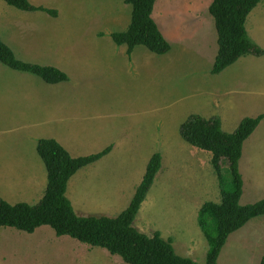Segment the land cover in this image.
I'll return each instance as SVG.
<instances>
[{
    "label": "rangeland",
    "instance_id": "rangeland-1",
    "mask_svg": "<svg viewBox=\"0 0 264 264\" xmlns=\"http://www.w3.org/2000/svg\"><path fill=\"white\" fill-rule=\"evenodd\" d=\"M29 1L57 15L23 11L0 0V38L18 59L57 67L69 80L48 84L0 62V196L9 203L38 201L45 186L36 193V183L47 181L36 151L39 139H55L72 156L113 144L108 154L71 181H76V198H86L78 215L115 217L128 206L150 157L158 152L161 168L133 225L148 236L161 230L177 254H199L193 259L204 264L208 245L200 227L199 234L186 233L193 221L188 207L202 186L198 171L209 175L215 188L219 182L208 157L192 156L193 149H200L187 144L179 128L191 114L224 112L222 129L233 132L245 116L264 113V55L242 56L221 73H211L218 49L208 11L212 0H156L153 18L161 32L169 34L171 45L164 55L143 45L128 55L126 45L113 42L111 33L126 30L131 20V5L123 0ZM172 20L179 24L173 27ZM246 28L264 48V0L248 15ZM248 139L251 185L263 188L264 118ZM178 167L180 172L174 174ZM222 170L230 190L224 159ZM220 196L216 190L206 199L219 201ZM252 222L255 219L229 235L217 264H259L261 254L257 256L252 240L257 225ZM0 264L127 263L105 248L57 236L44 225L33 233L0 227Z\"/></svg>",
    "mask_w": 264,
    "mask_h": 264
},
{
    "label": "trees",
    "instance_id": "trees-1",
    "mask_svg": "<svg viewBox=\"0 0 264 264\" xmlns=\"http://www.w3.org/2000/svg\"><path fill=\"white\" fill-rule=\"evenodd\" d=\"M23 11H44L56 16L57 11L35 6L29 0H3ZM131 5V20L126 30L111 33L116 45H126L130 55L138 45L164 55L170 43L152 17L156 0H123ZM261 0H212L208 11L213 17L218 49L211 69L219 74L242 56H262L264 49L256 44L246 29V20ZM0 62L17 71L31 73L48 84L68 80V75L54 66L28 63L18 59L13 50L0 38ZM264 114L245 117L233 132L222 129L219 116L205 118L189 115L180 125L181 138L188 144L212 154L211 164L217 175L221 199L206 201L198 211V225L208 243L204 264H217L220 252L228 237L244 227L251 219L264 215V198L251 204H240L242 177L239 160L244 141L254 132ZM105 149L73 157L58 141L39 139L36 151L42 159L47 184L44 194L36 204L19 202L10 204L0 196V227H12L27 233L50 226L57 236H70L82 243L105 248L118 255L127 264H200L190 257L176 253L171 238L164 239L159 231L148 236L133 225L142 203L149 193L161 168L160 153H154L146 166L128 206L115 217L78 215L66 195L71 177L111 151ZM227 163L232 189H226L222 160ZM259 264H264V254Z\"/></svg>",
    "mask_w": 264,
    "mask_h": 264
},
{
    "label": "crops",
    "instance_id": "crops-1",
    "mask_svg": "<svg viewBox=\"0 0 264 264\" xmlns=\"http://www.w3.org/2000/svg\"><path fill=\"white\" fill-rule=\"evenodd\" d=\"M261 2V1H260ZM36 6V5H35ZM152 17H153V13H152ZM154 19V18H153ZM155 22L157 23V25H158V27H159V29H160V26H161V24L157 21V20H155ZM171 24L173 25V27H176L178 24H179V22L177 21V20H172V22H171ZM247 29V28H246ZM161 31V30H160ZM164 36H165V38L166 39H168L169 37V34L167 35V34H165V32L163 31V33H162ZM249 34V33H248ZM250 36V35H249ZM251 38V37H250ZM252 39V38H251ZM167 41H169V39L167 40ZM264 49V48H263ZM126 52H127V50H126ZM167 54V53H166ZM256 57V56H255ZM259 57V56H258ZM260 57H262V56H260ZM68 80H69V78H68ZM260 114H264V113H259V114H257V115H260ZM200 115V114H199ZM219 116L220 117V119H221V126H222V128L224 129V126H225V124H226V121H227V116H226V114L223 112V113H216V114H211V115H201V116H203V117H205V118H209V117H212V116ZM257 115H255V116H257ZM255 116H251V117H255ZM246 117V116H245ZM242 120V119H241ZM241 122V121H240ZM248 139V138H247ZM247 139L244 141V143H243V146H242V154H241V157H240V160H239V164H238V167H239V172H240V174H241V177H242V182H243V186H242V195H241V198H240V204H242V205H246V204H251V203H254V202H256V201H259V200H261V199H263L264 197V193H263V195L261 196V191H264V183H260L261 185H263V188H261V186H259L258 184H255V187L253 186V184L251 185V180H250V178H251V176H252V174H251V169H249L248 168V166L250 165V163H251V161H249L250 160V157H249V152H248V149H247V145H248V142H247ZM250 139V138H249ZM249 139H248V141H249ZM38 142V141H37ZM187 143V142H186ZM188 144V143H187ZM37 145V144H36ZM110 145H112V147H113V144H110ZM110 145H108V146H110ZM190 145V144H189ZM108 146H106V147H108ZM190 146H192V145H190ZM64 147V146H63ZM105 147V148H106ZM194 147V146H193ZM65 148V147H64ZM105 148H103V149H105ZM197 148V147H196ZM66 149V148H65ZM102 149V150H103ZM198 149V148H197ZM201 150V149H200ZM200 150H194L193 149V152H192V156L196 153V154H199L200 153V155H202L203 157H208V160H210V163H211V158L212 157H209V156H207V154H205L206 152H208V151H206V152H203L204 150H202V151H200ZM68 151V150H67ZM69 152V151H68ZM99 152V151H98ZM70 153V152H69ZM209 154L208 155H212L210 152H208ZM93 154V153H92ZM71 155V154H70ZM89 155V154H88ZM72 156V155H71ZM81 156H83V155H81ZM73 157H78V156H73ZM103 158V157H102ZM193 158V157H192ZM99 160H101V159H99ZM98 160V161H99ZM98 161H96V162H98ZM245 161H247V163L245 162ZM96 162H94V163H96ZM198 162H200V164H201V161H198ZM245 162V164L247 165H244L243 163ZM93 164V163H92ZM91 165V164H90ZM202 165V164H201ZM200 165V166H201ZM89 165H87V166H85V167H83L82 169H84V168H86V167H88ZM147 166V165H146ZM212 166V165H211ZM180 169H181V167H178V169H174L173 168V172H174V174L175 173H179L180 172ZM81 170V169H80ZM223 171V170H222ZM78 172V171H77ZM159 173V172H158ZM214 173H215V171H214ZM76 174V173H75ZM74 174V175H75ZM73 175V176H74ZM158 175V174H157ZM215 175H216V173H215ZM214 175V176H215ZM72 176V177H73ZM208 177H210L209 175H207ZM206 176V174L204 173V174H201V173H199V171H198V183H202V186H201V188H200V191L199 192H197L196 193V196L195 197H193V200H192V204H194V205H190L189 204V207L188 208H191V213H192V215H191V220H193L192 221V228L190 229V230H188L186 233H189V231H192V230H194L193 232L194 233H198L199 234V231H200V229H199V225H198V221H197V219H198V208H197V210L195 209L196 207H197V204H198V200L201 198V197H203V199L201 200V205L204 203V202H206V201H208L206 198H208V193L210 194V192H212V191H219L220 190V187H219V183H218V178H217V175H216V179H217V182H216V184L218 183V186L215 188L214 187V185L211 183V181L209 180V178ZM72 177H71V179H72ZM157 177V176H156ZM175 177H178L177 175L175 176ZM71 179L69 180V182H68V186H67V192H66V194H67V197L69 198V200L71 201V203H72V205H73V207H74V210H75V212H76V210H84V206H85V201H86V198L84 197V195H82V196H80V199L78 200L77 198H76V196H75V192H74V187H75V184H76V181L75 180H72L71 181ZM211 179V178H210ZM252 179V178H251ZM46 180H47V173H46ZM71 181V182H70ZM46 184H47V181H46V183H45V185H44V179H41V181L40 182H38L37 181V183H36V188H35V191H36V193H38V192H40V190H42L41 188L43 187V186H45V188H46ZM39 186V187H38ZM180 187H184V184H183V186L180 184ZM45 188H44V191H45ZM34 190V189H33ZM42 192V191H41ZM42 194V195H41ZM39 196L40 197H38L39 199H38V201H36V203H38L39 201H40V199L42 198V196H43V194H44V192L43 193H41ZM221 195V194H220ZM210 196V195H209ZM190 199V198H189ZM220 199H221V196H220ZM5 200V199H4ZM191 200V199H190ZM217 200H219V199H217ZM210 201H214V202H219V201H216V200H210ZM16 203H19V202H13V203H10V204H16ZM26 203V202H25ZM36 203H34V204H36ZM197 203V204H196ZM28 204H31V203H28ZM199 207V206H198ZM264 216V215H263ZM260 217H262V216H259V217H255V218H253V219H255V222H252V223H255L257 226L256 227H254V228H252V240L253 241H256L254 244H255V247H253V249L256 251V254H257V256H259L260 254H261V256L264 254V219H261ZM177 220H179V219H177ZM159 222V225H157L159 228L158 229H160V226L162 227V230H163V225H161L162 224V222L161 221H158ZM260 224H262V225H260ZM198 229V230H197ZM159 231V230H158ZM161 231V230H160ZM159 231V232H160ZM162 232V231H161ZM160 232V233H161ZM163 233V232H162ZM161 236H162V234H161ZM163 237V236H162ZM164 238V237H163ZM165 239V238H164ZM167 239V238H166ZM207 242V241H206ZM173 244H174V242H173ZM206 245H208V243L206 244ZM175 251H176V248H175ZM205 251H206V249L204 250V255H205ZM207 253V252H206ZM179 254V253H178ZM179 255H181V256H184V257H190V258H194V259H197V256L199 255H197V256H191V255H188V254H179ZM203 257V256H202ZM193 259V260H194ZM196 261V260H195Z\"/></svg>",
    "mask_w": 264,
    "mask_h": 264
}]
</instances>
